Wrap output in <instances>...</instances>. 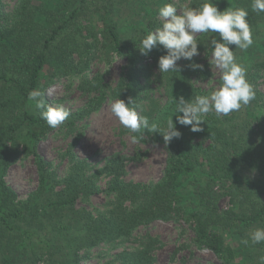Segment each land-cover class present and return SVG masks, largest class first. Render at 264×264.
<instances>
[{"label":"trees","instance_id":"trees-1","mask_svg":"<svg viewBox=\"0 0 264 264\" xmlns=\"http://www.w3.org/2000/svg\"><path fill=\"white\" fill-rule=\"evenodd\" d=\"M161 1L143 0L136 6L132 0H122L121 18L138 14L147 22V29L133 28L131 36H126L109 9L104 16V32L96 29V3L92 0H18L12 14L5 11L0 0V264H80L81 252L86 253L88 248L113 243L158 220L183 222L194 235L191 246L212 252L222 264H260L264 242H241L254 229L264 228V92L259 89L260 80L264 83V12L252 11V0H212L220 11L230 7L248 10L254 42L244 51L232 46L255 90V98L248 105L227 116L209 113L201 122L203 130L192 132L191 126L176 121L175 99L183 96L190 100L210 93L195 88L189 78L195 73L208 74L205 66L202 70L191 67L201 59L194 57L175 74L158 76L157 80L165 84L168 104L165 108L157 104L153 111L156 116L149 118V123L163 129L173 116L181 136L165 144L160 133L148 129L133 133L141 140L147 135L164 142L166 167L158 182L143 185L127 181L126 164L130 159L121 154L105 159L103 166L96 168L70 150L71 156L63 157L69 159L71 169L61 176L52 162L39 156L35 144L26 146L25 152L37 162V189L20 200L4 179L18 158L21 133L27 131L32 138L45 135L44 131H33L45 128L46 122L40 117L41 110L29 105V92L40 90L45 75L56 71L60 61L64 66L59 71L63 72L74 52L89 54L92 45L87 39L80 40L81 33L95 40L102 34L106 52L115 51L129 62L114 89H105L98 80L82 83L86 93L95 94L85 112L96 111L107 97L126 104L131 99L130 106H134L148 90L136 77L146 57L139 47L141 40L157 28ZM202 3L194 0L192 7ZM214 35L218 36L204 33L197 39L201 43L198 50L206 57L212 54L207 41ZM165 54L162 46L153 48L148 54L153 64L146 70L158 68V60ZM83 112L68 119L75 122ZM187 179L194 193L188 191L184 183ZM104 180L105 188L101 185ZM103 194L113 200L110 209L95 207L89 211L78 207L80 202L89 204L92 197ZM226 197L232 207L222 211L218 203ZM148 249L116 258L122 264H152Z\"/></svg>","mask_w":264,"mask_h":264},{"label":"rangeland","instance_id":"rangeland-1","mask_svg":"<svg viewBox=\"0 0 264 264\" xmlns=\"http://www.w3.org/2000/svg\"><path fill=\"white\" fill-rule=\"evenodd\" d=\"M92 1L96 3L94 22L98 31L102 32L107 26L104 16L108 9L114 13L113 17L118 18L119 27L124 35L131 36L135 29H142L143 27L147 29V22L140 18L138 14L121 18L124 8L122 0ZM142 1L132 0L136 6L141 4ZM166 1H161L160 5L163 6ZM201 1L204 2V0ZM1 2L5 6V11L11 14L18 4V0H1ZM169 2H173V0H169ZM193 2L194 0H177L178 4L188 3L190 6ZM156 18L158 28L161 26V21L158 15ZM203 34H196V39ZM101 35L99 33L98 39L95 40L94 38H86L85 32L81 33L79 35L80 40L83 42L87 39V42L92 45L89 54L84 53L82 55L74 52L70 59L71 64L65 66L63 72L59 71L64 66L61 65L60 61L56 64L57 70L48 72L41 82L40 91L46 93L44 99L47 104L51 106L62 105L70 110L71 115L78 111L84 112L82 116L77 117L75 122L67 119L56 129L50 128L45 123V128L41 127L33 130L35 133L45 132V135L37 138H32V135L28 134L27 131L21 133V138L17 142L18 158L9 166L4 178L7 185L16 192L20 200L26 199L38 187L39 176L36 159L33 155L25 152L26 146H32L33 144L36 145L39 156L48 162H52L61 176H66L71 169L69 159L63 157L71 156L68 154L69 150L75 156L87 160L96 168L102 167L105 159L115 154L128 157L130 160L126 164L127 175L125 179L129 182L149 185L158 182L165 173L167 150L164 142L143 135L142 140L136 137L137 142L133 143V133L128 132L120 125L117 118L112 116L110 112L111 102L117 99L107 97L96 111L85 112L95 94L86 93L82 89V83L89 81L94 84L98 80L102 82L105 89L111 90L120 83L122 77H124L123 72L128 70V58L118 55L115 51H110L108 54ZM204 55L200 53L196 56V59H201L200 64L205 66L204 68L207 69L208 74L195 73L189 78L195 88H199L203 92H211L220 86L222 82L220 79L221 73L219 69L209 64L208 59H211V56L206 57ZM204 57L206 58L204 59ZM51 58H54L53 54ZM185 62L187 60L184 59L177 61L178 67H182ZM152 64L153 58L149 55L146 56L136 75L137 80L143 86H146L148 90L140 95L134 106L138 105L142 108L143 112L141 114H146L148 118L156 116L153 111L158 106L165 108L168 104L165 84L157 80L158 76H161L158 68L154 67L146 70L147 67L151 68ZM80 66H82V71ZM259 89L264 92L262 80H260ZM107 94L111 95L109 92ZM29 105H32L35 111L37 110L34 102L29 103ZM19 109L17 112H19ZM106 182L104 180L101 183L103 188L106 187ZM190 182L191 180L187 179L184 183L188 184V191L194 193ZM109 199L104 194L95 196L90 200L91 203L80 202L78 207L89 211H93L95 207L103 210L110 209L113 200ZM126 204L129 205V202ZM218 204L222 211L232 207L229 197L222 199ZM187 229L188 227L183 222L174 223L158 220L148 227L141 226L132 230L129 236L116 239L113 243L88 248L86 253L81 252L80 264H122L116 258L117 255L131 254L137 250L147 248H149V254L153 259L152 264H222L212 252L206 249L197 250L191 246V239L194 235ZM37 264L45 263L41 261Z\"/></svg>","mask_w":264,"mask_h":264},{"label":"clouds","instance_id":"clouds-1","mask_svg":"<svg viewBox=\"0 0 264 264\" xmlns=\"http://www.w3.org/2000/svg\"><path fill=\"white\" fill-rule=\"evenodd\" d=\"M251 7L256 13L264 12V0H252ZM248 15V10L240 7L220 11L212 0H204L199 7H192L188 3L178 4L177 0H173L163 4L158 10L161 26L141 40V55L147 56L153 48L162 46L166 54L158 60V71L161 74H175L179 71L177 61H193L194 57L200 55L198 45L201 43L196 39V34H218L207 41V47L212 52L208 62L220 70L222 83L207 95H197L190 100H185L183 96L175 99L176 121L180 125L191 126L192 132L203 130L200 125L207 114L214 112L217 116H227L239 111L255 98V90L246 79L247 69L237 61L234 54V49L247 50L254 42ZM191 67L203 69V65L197 63H192ZM45 95L46 93L33 89L28 94V100L41 110V119L50 128L56 129L69 118L71 112L62 105L47 104ZM132 104L131 99L127 104L121 99L110 104L112 116L129 132L141 133L148 129L152 133L162 134L165 144L181 136L174 125L173 116L168 118L166 127L161 129L156 124L150 125L149 118L141 114L143 109L138 105L130 106ZM132 140L133 143L137 142L135 136ZM241 242L245 245L264 242V228L254 229ZM260 264H264V257L260 258Z\"/></svg>","mask_w":264,"mask_h":264}]
</instances>
